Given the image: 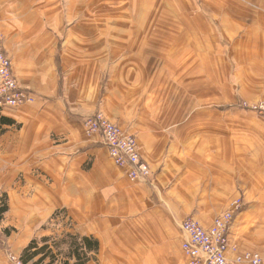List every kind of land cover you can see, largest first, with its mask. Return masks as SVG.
<instances>
[{"label": "crops", "instance_id": "1", "mask_svg": "<svg viewBox=\"0 0 264 264\" xmlns=\"http://www.w3.org/2000/svg\"><path fill=\"white\" fill-rule=\"evenodd\" d=\"M0 35L36 97L0 118L8 251L71 233L98 241L87 264H188L181 221L242 198L231 244L264 252V120L236 107L264 99V0H0ZM96 112L136 137L152 185L86 133Z\"/></svg>", "mask_w": 264, "mask_h": 264}, {"label": "built area", "instance_id": "2", "mask_svg": "<svg viewBox=\"0 0 264 264\" xmlns=\"http://www.w3.org/2000/svg\"><path fill=\"white\" fill-rule=\"evenodd\" d=\"M35 101V94L23 88L14 75L4 38L0 35V118L10 111L32 105ZM238 108L264 119V99L255 102L242 101ZM83 125L88 135L100 136L112 161L124 169L131 182L153 184L154 174L142 157L134 135L124 132L102 112L85 117ZM244 206L242 198L232 200L208 228L203 227L194 216H188L181 221L182 250L188 264H264V252H240L238 246L231 244L232 229ZM0 252H5L12 264H25L21 257L8 251L2 241Z\"/></svg>", "mask_w": 264, "mask_h": 264}, {"label": "trees", "instance_id": "3", "mask_svg": "<svg viewBox=\"0 0 264 264\" xmlns=\"http://www.w3.org/2000/svg\"><path fill=\"white\" fill-rule=\"evenodd\" d=\"M8 211V196L4 193L0 194V221ZM60 214L61 212L57 213L56 216H59ZM50 241V238H43L41 241L33 240L21 256L24 263L44 264V262L49 259L50 264H53L56 261L53 249L59 248L65 243L70 247V256L76 260L75 264H87L91 260V257L89 256L90 253H95L99 250V243L97 240L71 233L65 234L64 238L58 244L57 242L54 243L52 246L53 249L49 245ZM64 264H69V262H64Z\"/></svg>", "mask_w": 264, "mask_h": 264}, {"label": "rangeland", "instance_id": "4", "mask_svg": "<svg viewBox=\"0 0 264 264\" xmlns=\"http://www.w3.org/2000/svg\"><path fill=\"white\" fill-rule=\"evenodd\" d=\"M240 103V102H239ZM238 103V104H239ZM238 104L236 105V107L238 108ZM226 109H229V108H226ZM241 110V109H240ZM264 120V119H263ZM262 203H264V201H262ZM245 204V203H244ZM264 205V204H263ZM246 208V206H244V208H243V211H244V209ZM248 209V208H247ZM252 209V208H251ZM220 213H218L217 215H219ZM263 232H264V230H263ZM61 235V234H60ZM61 238L59 237V239H58V241H57V244L59 243V242H61Z\"/></svg>", "mask_w": 264, "mask_h": 264}]
</instances>
